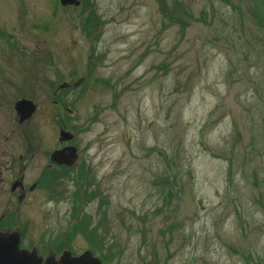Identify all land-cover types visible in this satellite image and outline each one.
I'll use <instances>...</instances> for the list:
<instances>
[{"label": "rangeland", "instance_id": "obj_1", "mask_svg": "<svg viewBox=\"0 0 264 264\" xmlns=\"http://www.w3.org/2000/svg\"><path fill=\"white\" fill-rule=\"evenodd\" d=\"M77 1L0 0L5 150L21 146V98L29 134L56 140L68 84L96 184L78 246L117 264H264V0ZM32 194L33 232L73 226L68 197Z\"/></svg>", "mask_w": 264, "mask_h": 264}, {"label": "flooded vegetation", "instance_id": "obj_2", "mask_svg": "<svg viewBox=\"0 0 264 264\" xmlns=\"http://www.w3.org/2000/svg\"><path fill=\"white\" fill-rule=\"evenodd\" d=\"M72 89L67 84L53 93V105L57 112L54 115V121L59 129V135L55 136L56 140L50 138L48 141H43L42 137L29 134L30 130L26 129V123L30 118L22 122L17 120L24 128L21 146L17 153L5 150V137L0 135V198L2 202L0 203V233L16 234L18 248L35 253L42 261L47 257L56 260L59 256L68 253L72 257H80L81 264H117L115 253L111 255L109 251L106 253V249H103V254H100L97 249V245H101L100 242L86 246H78L75 243V237L80 233L78 228L84 221L76 220L74 214L77 209V212L80 211L79 207H82L83 200L96 194V184L91 153L88 151V146L79 139L76 131L77 128L79 132L80 127L69 124L67 121L70 116H75V109L65 100ZM33 164L36 165V172L32 176L28 170ZM42 189L48 191L50 201L58 197L65 200L68 197L72 208H69L66 213L72 220L73 226L68 225L61 232H53L51 237L46 231H42L39 235L33 232L39 223V218L33 215L32 202L26 201L32 197L34 191ZM4 193L6 196L2 198ZM65 223L67 224L66 220ZM69 234L73 236L72 239L68 237ZM91 236L93 237L94 234ZM83 243L88 242L84 240Z\"/></svg>", "mask_w": 264, "mask_h": 264}, {"label": "water", "instance_id": "obj_3", "mask_svg": "<svg viewBox=\"0 0 264 264\" xmlns=\"http://www.w3.org/2000/svg\"><path fill=\"white\" fill-rule=\"evenodd\" d=\"M62 5L78 4L77 0H60ZM63 87L64 85H60ZM14 110L20 122L29 118L35 111V105L29 99L22 98L14 103ZM65 133V132H64ZM0 264H80L79 258L70 257L67 253L58 260L47 258L44 263L35 253L18 248L16 234L0 233Z\"/></svg>", "mask_w": 264, "mask_h": 264}, {"label": "trees", "instance_id": "obj_4", "mask_svg": "<svg viewBox=\"0 0 264 264\" xmlns=\"http://www.w3.org/2000/svg\"><path fill=\"white\" fill-rule=\"evenodd\" d=\"M86 4H87V2L84 0L85 9L87 8ZM81 8H82V10H84L83 7H81ZM85 22H86L85 24H86V27H87L86 31L88 32V28H90L91 24L95 22L94 16H93V12L91 11V9H89L88 12H87V17L85 19ZM88 240H91L92 242H94L92 239H88Z\"/></svg>", "mask_w": 264, "mask_h": 264}, {"label": "bare ground", "instance_id": "obj_5", "mask_svg": "<svg viewBox=\"0 0 264 264\" xmlns=\"http://www.w3.org/2000/svg\"><path fill=\"white\" fill-rule=\"evenodd\" d=\"M59 4H60L61 6H67V5H68V4H67V5H62V4L60 3V0H59ZM61 85H62V84H61ZM65 86H67V85H64L63 87L59 86L58 88H64ZM75 87H76V86H75ZM16 101H17V100H16ZM16 101H15V102H16ZM15 102H14V103H15ZM13 108H14V105H13ZM14 111H15V110H14ZM15 114H16V112H15ZM32 115H33V114H32ZM32 115H31V116H32ZM16 116H17V115H16ZM31 116H30V117H31ZM30 117H29V118H30ZM29 118H26L25 120H27V119H29ZM17 119H18V117H17ZM18 121H19V119H18ZM23 121H24V120H23Z\"/></svg>", "mask_w": 264, "mask_h": 264}]
</instances>
